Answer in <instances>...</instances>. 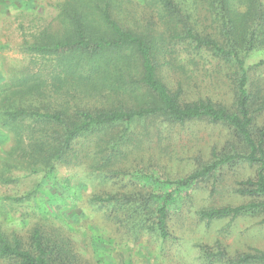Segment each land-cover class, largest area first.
<instances>
[{"label": "trees", "instance_id": "1", "mask_svg": "<svg viewBox=\"0 0 264 264\" xmlns=\"http://www.w3.org/2000/svg\"><path fill=\"white\" fill-rule=\"evenodd\" d=\"M203 2L216 36L199 31L194 19L197 8L185 9L182 0H65L59 12L62 30H43L29 48L45 58L55 57L53 78H72L71 85L85 97L68 106L70 111L51 109L49 104L44 109L14 106L4 112L3 127L15 135L14 154L40 160L47 171L58 162L89 159L90 171L100 170L106 179L125 175L115 164L151 136V124L208 120L225 126V145L188 175L164 180L150 176V190L90 197L93 208L137 240L147 234L168 241L171 214L182 207L173 209L175 198L182 199V192L191 198L189 190L206 180L212 179L217 187L227 169L254 168L255 175L236 180L233 190L264 198V125L257 122L262 108L257 107L256 89L262 75L252 78L253 72L261 73L264 60L248 62L254 52L264 49V1ZM177 48L204 60L211 56L236 74L230 106L207 97L185 99L183 83L170 69ZM36 86L34 91L40 84ZM92 99L103 102L93 107ZM26 132L29 143L24 142ZM262 212L263 200L197 210L199 218L208 221ZM64 229L38 225L23 237L0 228V264H89ZM102 239L96 236L93 241ZM204 254L224 264H264V250L234 258L223 250Z\"/></svg>", "mask_w": 264, "mask_h": 264}, {"label": "rangeland", "instance_id": "2", "mask_svg": "<svg viewBox=\"0 0 264 264\" xmlns=\"http://www.w3.org/2000/svg\"><path fill=\"white\" fill-rule=\"evenodd\" d=\"M64 1L0 0V228L26 237L38 225L47 229L63 225L89 264H224L204 252L223 250L234 258L264 250V212L211 221L201 220L197 214L201 207L264 201L233 190L236 180L255 175L254 168L248 166L237 172L224 170L217 187L210 179L190 189L191 198L184 192L182 199L176 197L171 204L173 209L182 207L171 214L170 239L166 242L147 234L137 240L89 204L94 194L150 190V176L164 180L188 175L209 161L214 150L225 145L227 129L221 124L208 120L151 124V136L115 164V169L125 173L116 178L106 179L94 168L90 171L89 159L58 162L54 170L47 171L40 160L20 152L14 154L15 135L3 127L6 108L44 109L52 104L51 109L69 110L68 106L85 97L82 90L71 85L72 78H53L55 57L45 58L29 48L43 30H62L59 12ZM182 1L185 9L197 8L194 19L199 31L216 36L203 0ZM172 56L171 73L183 83L185 99L207 97L225 106L232 104L237 76L226 65L211 56L208 59V55L204 60L182 48H177ZM261 60L264 49L254 52L248 62L255 64ZM260 67L261 73L253 72L252 78L262 75L256 88L260 95L257 107L262 108L257 122L264 125V63ZM37 83L40 87L34 91ZM96 100L90 101L99 108L103 100ZM23 138L29 143L27 132ZM96 236H103V242L95 243Z\"/></svg>", "mask_w": 264, "mask_h": 264}]
</instances>
